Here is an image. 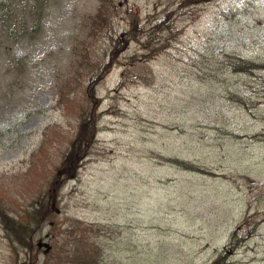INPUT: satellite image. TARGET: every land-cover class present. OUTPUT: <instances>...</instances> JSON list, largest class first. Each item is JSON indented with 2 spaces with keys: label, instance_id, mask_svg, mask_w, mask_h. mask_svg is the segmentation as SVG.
<instances>
[{
  "label": "rangeland",
  "instance_id": "1",
  "mask_svg": "<svg viewBox=\"0 0 264 264\" xmlns=\"http://www.w3.org/2000/svg\"><path fill=\"white\" fill-rule=\"evenodd\" d=\"M130 1L145 19L172 2ZM98 5L50 0L34 37L0 35V196L14 211L38 199L75 132V111L55 106L58 77L77 22ZM192 12L141 62L149 82L122 74L132 43L97 86V142L60 190L59 246L39 264H206L238 225L245 237L226 264H264V135L253 136L264 132V69L227 64L234 55L264 64V0H210ZM0 264H14L1 230Z\"/></svg>",
  "mask_w": 264,
  "mask_h": 264
},
{
  "label": "trees",
  "instance_id": "2",
  "mask_svg": "<svg viewBox=\"0 0 264 264\" xmlns=\"http://www.w3.org/2000/svg\"><path fill=\"white\" fill-rule=\"evenodd\" d=\"M208 1L172 0L157 18L145 19L133 1L99 0L97 10L86 13L77 22L69 48V59L58 77L60 83L55 102V106L60 109L70 106L75 111V132L44 190H37L38 199L31 193L30 200L17 212L8 208L0 196L1 240L8 247L14 264H39L40 255L47 256L58 248L54 231L58 226L60 190L69 178L76 175L82 161L93 152L101 116L96 88L118 64L120 54L135 43L137 49L127 55L126 61L128 57L130 60L122 64V74L149 82V73L140 70L141 62L156 58L164 51L170 40L178 35L176 24L181 16L192 17V9ZM49 3L50 0H0V35L12 43L28 36L34 37L40 31L43 12ZM119 20L123 22L121 27L118 25ZM102 43L103 48L100 47ZM20 59L14 56L12 64ZM227 64L234 72L253 74L264 69V64L237 55L230 56ZM257 82L263 89L264 76L258 77ZM261 133L253 136L264 135V132ZM164 160L182 168L207 172L193 163L176 158ZM73 229L65 233L67 242L73 235ZM244 237L242 226L238 225L209 264H226ZM76 261L89 264L82 257ZM45 264H54V261ZM95 264L100 263L97 261Z\"/></svg>",
  "mask_w": 264,
  "mask_h": 264
}]
</instances>
